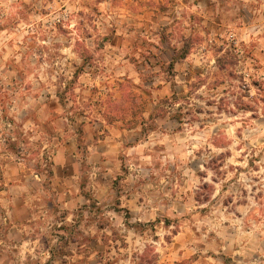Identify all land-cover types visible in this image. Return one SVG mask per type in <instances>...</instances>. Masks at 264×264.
Returning a JSON list of instances; mask_svg holds the SVG:
<instances>
[{
  "label": "crops",
  "instance_id": "1",
  "mask_svg": "<svg viewBox=\"0 0 264 264\" xmlns=\"http://www.w3.org/2000/svg\"><path fill=\"white\" fill-rule=\"evenodd\" d=\"M137 2L100 0L99 18L105 22H97V34L114 31L115 35L96 43L93 33L84 38L83 45L97 57L92 61L111 64L115 70L95 73L85 65L84 80L96 86L101 96L109 89L106 80L112 82L115 95L120 96L117 81L130 78L139 84L142 75L132 57L148 47L153 52L144 59L148 66L165 68L175 60L174 82L157 77L158 84L151 89L137 121L106 119L101 114L93 121L61 117L63 103L54 85H33V93L3 127L15 125L32 138L46 140L54 153L47 170L17 167L6 160L11 159L10 153L0 155V264H134V258L141 257L148 246L153 247L157 264H234L224 262L223 257L235 261L239 253L242 260L237 262L246 264L241 250L245 252L251 232L224 222L231 220L229 212L204 214L205 206L219 202H212L218 192L214 187L211 196L203 197L204 183L215 184L208 169L203 164L176 166L174 160H179L180 154L166 149L167 142L189 131L169 113L155 117L152 128H148V118L158 98L173 90L179 94V83L194 79L196 69L203 75L205 67L215 66V57L203 41L193 42L184 57L175 59L185 43L182 38L172 39L177 25L184 39L200 30L199 34L208 31L211 38L220 40L224 32L235 44L250 48L264 68V0H173L164 10H147ZM107 25H111L109 30ZM160 31L169 39L158 37ZM71 34H76L74 28ZM80 40L83 42V38L74 37L67 44H57L63 54L56 55V61L47 53L27 54L25 50L16 60L51 64L61 59L76 67L82 62L77 50ZM97 50L103 54L99 56ZM75 73L73 70L67 78L79 79L81 75L75 77ZM136 91L146 96L140 88ZM79 127L82 130L78 131ZM154 145L159 147L153 150ZM192 207L199 210L193 212ZM96 210L101 222L94 217ZM176 217L182 224L172 231L171 220ZM156 218L168 220L167 224L160 221L161 232L152 236L135 229L137 224ZM204 218L210 219V226H203ZM240 219L244 220L243 214ZM77 237L83 241L78 242Z\"/></svg>",
  "mask_w": 264,
  "mask_h": 264
},
{
  "label": "rangeland",
  "instance_id": "2",
  "mask_svg": "<svg viewBox=\"0 0 264 264\" xmlns=\"http://www.w3.org/2000/svg\"><path fill=\"white\" fill-rule=\"evenodd\" d=\"M99 2L100 0H0V155L10 153L11 159L6 160H10L17 167L47 170L54 153L53 147L46 143V140L32 138V134L27 135L22 128L15 125L7 127L8 130L3 127V123H9L20 110L26 96L33 93V85H54L63 103L60 104L61 117L93 121L101 114L106 119L118 117L137 121L142 116L139 107L141 101L131 100L123 93L131 90L140 94L144 108L151 95V89L158 84L157 77L162 76L161 79L167 81L174 80L172 68L155 64L148 66L144 63V59L153 53L145 44L142 45L147 47L146 50L138 57H132L135 69L142 75L141 80L139 84L130 78L117 81L122 84V87H119L120 96L115 95L111 88L113 83L107 80L104 85L109 89L101 96L96 86H91L84 80L82 73L85 66L81 68V63L73 67V64L61 59L55 62L56 55L63 54L57 44H67L71 38H83V42L78 41L80 46L77 50L80 52L79 49L84 48V38L93 33H96V43L114 37V31L97 34V22H105L103 18H99ZM168 3H173V0H163L159 3L155 0L137 2L147 10H164ZM99 24L101 26V23ZM107 26L109 30L111 25ZM73 28L76 34H71ZM176 30L172 39L182 38L184 41V36L178 31V25ZM199 31L190 34L189 43L203 41L204 46H207L215 57L214 68L205 67L202 70L203 75L196 69L197 76L194 79L180 82L178 97H182L181 99L173 101L171 94L158 98L154 115L164 117L169 113L168 116L175 120V114L181 116L180 126L189 131V134L184 132V136L171 143L167 142L166 149L180 154L179 160H174L176 166L197 167L198 164H203L204 168L208 169L215 184L205 182L202 194L204 198L211 196L214 187L218 192L212 202H219L214 206H205L204 214L231 213L228 217L231 220L224 222H231L232 225H239L251 232L250 240L246 239L245 252L241 250L242 256L245 255L246 264H264V68L250 48L241 43L235 44L224 32L221 33L223 36L220 40H216L211 38L213 35L210 32L207 31L203 35L199 34ZM158 37L164 41L169 39L163 31L158 33ZM143 38L146 41V37ZM43 40L49 43H41ZM231 46H234V49ZM22 50L27 54L47 53L55 61L51 64L33 63L28 59L17 61L16 55ZM88 52L91 60L85 65H90V70L95 73L105 71L106 74L114 72L115 66L92 61L97 57H93L91 51L87 50ZM96 53L99 56L103 54L100 50ZM217 59H220V62H217ZM73 70L78 71L81 77L69 82L67 76ZM162 71L164 74H161ZM52 75L56 79H52ZM138 88L146 96L136 91ZM245 104L247 108L243 109ZM195 108H201L202 112L195 113ZM187 112H192V115ZM152 123L148 121V128H151ZM79 130H82L81 127ZM10 137L14 139L11 140ZM81 142L83 143L82 140ZM157 146H152V149L155 150ZM80 153L82 154V151ZM183 153L185 155H182ZM82 166L85 167L84 164ZM181 177L182 175L179 180ZM191 209L193 212L199 210L194 207ZM242 214L244 220L240 219ZM99 215L96 210L94 217L99 218ZM99 219L101 222V218ZM162 220L168 222L167 218H156L151 223L137 224L135 229L153 236L155 232L162 231ZM181 221L179 217L172 219L174 227L171 230L178 229ZM209 221L210 219L204 218L203 226H210ZM113 227L110 226L115 231ZM76 239L78 242L83 241L80 237ZM215 255L219 258V254ZM240 256V253L237 254L235 261L232 260L233 257H222L226 263L243 264L237 262L242 260ZM134 264H157L153 247L148 246L141 257L134 258Z\"/></svg>",
  "mask_w": 264,
  "mask_h": 264
},
{
  "label": "trees",
  "instance_id": "3",
  "mask_svg": "<svg viewBox=\"0 0 264 264\" xmlns=\"http://www.w3.org/2000/svg\"><path fill=\"white\" fill-rule=\"evenodd\" d=\"M191 37H190V35L187 37V38H185L184 39V45L181 47V48H179L178 50H177V52L175 53V59H178V58H182V57H184V55L186 54V53H188V51H190V49H191V44L192 43H189V39H190ZM231 48L232 49H234V46H231ZM79 53H80V55H81V57H82V62H81V68H83L84 66H85V63H87V62H89L90 60H91V55L89 54V52L87 53V49L86 48H81V49H79ZM174 59L169 63V65H168V68H172L173 67V65H174ZM217 62H220V59H217ZM76 73H78V71H76ZM76 73L74 74V76L76 77ZM74 80V78L71 80V81H69V82H72ZM122 87V84H120V88ZM123 95H125V96H127L128 98H130L131 100H136V101H141V105L139 104V107H140V110H141V112H143V106H142V100H141V97H140V94H138V93H134V92H131V90L130 91H126V92H124L123 93ZM171 98H172V100L173 101H175V100H179V99H181L182 97H178V94L176 93V91H174L173 90V92H172V94H171ZM239 102H237V104H238ZM235 104H236V102H235ZM156 105L157 104H155V110H156ZM247 108V105L245 104V106H244V108L243 109H246ZM179 109V108H178ZM131 110H132V108H131ZM155 110H154V112H155ZM154 112H153V114H151L150 116H149V118H148V120L152 123L153 122V120H154V118H155V115H154ZM194 112L195 113H201L202 112V110H201V108H195L194 109ZM187 113H189V114H191L192 115V112H187ZM174 118H176V120L178 121V122H181L180 120H181V116L179 115V114H175V116H173ZM151 128H152V126H151ZM80 129V127L78 128V131H80L79 130ZM166 223V222H165ZM167 224V223H166Z\"/></svg>",
  "mask_w": 264,
  "mask_h": 264
}]
</instances>
